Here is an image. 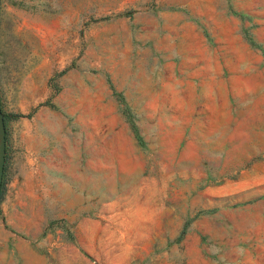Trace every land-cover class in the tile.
<instances>
[{
  "label": "rangeland",
  "instance_id": "obj_1",
  "mask_svg": "<svg viewBox=\"0 0 264 264\" xmlns=\"http://www.w3.org/2000/svg\"><path fill=\"white\" fill-rule=\"evenodd\" d=\"M0 106V264H264V0H0Z\"/></svg>",
  "mask_w": 264,
  "mask_h": 264
},
{
  "label": "water",
  "instance_id": "obj_2",
  "mask_svg": "<svg viewBox=\"0 0 264 264\" xmlns=\"http://www.w3.org/2000/svg\"><path fill=\"white\" fill-rule=\"evenodd\" d=\"M6 154V128L4 122V115L0 106V189L5 166Z\"/></svg>",
  "mask_w": 264,
  "mask_h": 264
},
{
  "label": "trees",
  "instance_id": "obj_3",
  "mask_svg": "<svg viewBox=\"0 0 264 264\" xmlns=\"http://www.w3.org/2000/svg\"><path fill=\"white\" fill-rule=\"evenodd\" d=\"M120 101H121V103H122V105H123L122 110H123V112H124V114H125V116H126L128 122H129V124H130V127H131V129H132V131H133L135 137L137 138L138 142H139L140 144H142V143H143L142 136L139 134L138 127H137V125H136L135 122H134L133 114L130 112L128 106H126V105L124 104L122 98H120ZM3 115H4V122H5V128H6V121H5L6 116H5L4 113H3ZM6 157H7V156H6V154H5V166H4V172H5V170H6ZM3 177H4V173H3ZM3 187H4V178H2V184H1V189H0V196L2 195ZM181 233H184V228H183V230L181 231Z\"/></svg>",
  "mask_w": 264,
  "mask_h": 264
}]
</instances>
